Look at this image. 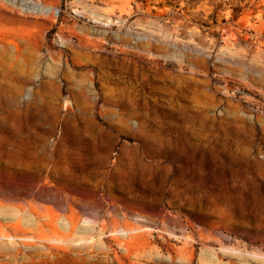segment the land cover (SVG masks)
Wrapping results in <instances>:
<instances>
[{"label":"rangeland","instance_id":"obj_1","mask_svg":"<svg viewBox=\"0 0 264 264\" xmlns=\"http://www.w3.org/2000/svg\"><path fill=\"white\" fill-rule=\"evenodd\" d=\"M16 1L0 264H264V0Z\"/></svg>","mask_w":264,"mask_h":264},{"label":"built area","instance_id":"obj_2","mask_svg":"<svg viewBox=\"0 0 264 264\" xmlns=\"http://www.w3.org/2000/svg\"><path fill=\"white\" fill-rule=\"evenodd\" d=\"M1 2H4V3H7V2H9L10 0H0ZM13 2H17L16 0H12ZM20 3H21V1H20ZM111 20H113L114 22H116L117 24H118V22L120 21V18H117V17H110L109 18V21H106V24H109V22L111 21Z\"/></svg>","mask_w":264,"mask_h":264}]
</instances>
